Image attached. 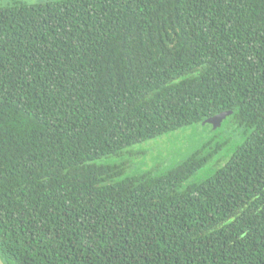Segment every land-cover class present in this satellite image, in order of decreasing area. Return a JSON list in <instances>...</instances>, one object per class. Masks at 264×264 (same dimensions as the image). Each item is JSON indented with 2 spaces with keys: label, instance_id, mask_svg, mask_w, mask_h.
Returning a JSON list of instances; mask_svg holds the SVG:
<instances>
[{
  "label": "trees",
  "instance_id": "16d2710c",
  "mask_svg": "<svg viewBox=\"0 0 264 264\" xmlns=\"http://www.w3.org/2000/svg\"><path fill=\"white\" fill-rule=\"evenodd\" d=\"M250 130L160 174L102 157L222 111ZM6 264H264V0L0 8Z\"/></svg>",
  "mask_w": 264,
  "mask_h": 264
},
{
  "label": "rangeland",
  "instance_id": "374dc122",
  "mask_svg": "<svg viewBox=\"0 0 264 264\" xmlns=\"http://www.w3.org/2000/svg\"><path fill=\"white\" fill-rule=\"evenodd\" d=\"M52 0H0V8L19 4H40ZM251 129L239 125L233 116H227L217 128L210 123H196L182 127L174 132L151 140L131 145L121 152L102 157V164H116L122 169V175L151 172L160 174L166 172L186 159L191 153L206 145L205 153L212 151L213 155L202 168L182 183L198 182L222 166L236 146L241 144Z\"/></svg>",
  "mask_w": 264,
  "mask_h": 264
},
{
  "label": "water",
  "instance_id": "95a60500",
  "mask_svg": "<svg viewBox=\"0 0 264 264\" xmlns=\"http://www.w3.org/2000/svg\"><path fill=\"white\" fill-rule=\"evenodd\" d=\"M233 113L232 110H226L222 111L220 113H217L211 117L206 118L205 120L202 121V124L205 123H210L212 124L213 128H217L221 125L222 121L229 115ZM0 264H6L5 261L2 259L0 255Z\"/></svg>",
  "mask_w": 264,
  "mask_h": 264
}]
</instances>
